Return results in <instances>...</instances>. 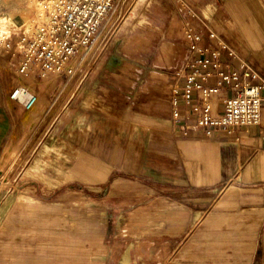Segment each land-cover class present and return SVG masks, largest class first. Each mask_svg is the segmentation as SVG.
I'll use <instances>...</instances> for the list:
<instances>
[{"label": "crops", "instance_id": "crops-1", "mask_svg": "<svg viewBox=\"0 0 264 264\" xmlns=\"http://www.w3.org/2000/svg\"><path fill=\"white\" fill-rule=\"evenodd\" d=\"M196 1L136 5L31 153L33 160L58 148L79 195L124 196L134 207L159 204L162 249L169 255L182 250L197 220L216 206L225 216L264 212V98L260 124L206 135L185 130L201 100L194 93L186 103L182 96L191 74L208 85L230 71L244 80L246 64L264 77V21L252 16L250 28L241 31L242 23L234 25L221 2ZM175 19L202 34L201 51L190 48L184 32L174 33ZM210 31L215 37H208ZM2 82L0 74V148L16 123ZM233 92L222 86L215 105ZM175 97L178 121L172 116Z\"/></svg>", "mask_w": 264, "mask_h": 264}, {"label": "rangeland", "instance_id": "rangeland-1", "mask_svg": "<svg viewBox=\"0 0 264 264\" xmlns=\"http://www.w3.org/2000/svg\"><path fill=\"white\" fill-rule=\"evenodd\" d=\"M141 1L120 0L114 5L89 47L68 61L72 73L25 79L16 71L15 49L7 43L20 29L16 25L29 27L41 18L38 0H0V31L15 26L0 43V74L16 118L12 134L0 148V264H264L260 210L225 216L216 206L197 220L182 250L169 255L162 249L159 204L134 207L137 203L123 201L124 196L77 194L80 187L72 182L66 156L58 148L45 149L31 160L32 150L75 85L102 55L104 42ZM218 2L234 25L242 23L241 31L250 28L252 16L264 21V0ZM173 25L175 34L185 33L180 21L175 19ZM18 82L30 83L37 92L33 108L12 107L8 95Z\"/></svg>", "mask_w": 264, "mask_h": 264}, {"label": "built area", "instance_id": "built-area-1", "mask_svg": "<svg viewBox=\"0 0 264 264\" xmlns=\"http://www.w3.org/2000/svg\"><path fill=\"white\" fill-rule=\"evenodd\" d=\"M118 1L38 0V6H42V11L39 10L41 18L33 20L29 27H20L8 37L7 45L15 49L16 71L25 79H45L51 75L72 73V68H67L68 61L77 51L88 47ZM184 31L190 48L201 51L199 42L202 34L191 26H186ZM208 37H215V32L210 31ZM244 66L243 73L247 77L244 80L239 78L237 71L222 73L221 81L215 85L198 82L192 74L187 76L182 87L184 101L190 103L196 93L201 103L195 121L185 123V130L212 135L261 123L264 77H260L249 65ZM253 78L259 80L253 81ZM225 85L234 92L223 97L221 106L217 107L214 97ZM9 99L15 105L31 109L37 102L38 94L30 83L18 82L9 91ZM172 116L176 121L180 119L176 97L173 99Z\"/></svg>", "mask_w": 264, "mask_h": 264}, {"label": "bare ground", "instance_id": "bare-ground-1", "mask_svg": "<svg viewBox=\"0 0 264 264\" xmlns=\"http://www.w3.org/2000/svg\"><path fill=\"white\" fill-rule=\"evenodd\" d=\"M40 8H41V9H40ZM39 10L42 11V6H41V4L39 5ZM14 27H15V26H13V27H11L10 29H7V30H1V31H0V43L3 42V39H4L5 36H7L8 34H10L11 29L14 28ZM20 27H21V26H17V25H16V29H17V28L19 29ZM18 29H17V30H18ZM13 30H14V29H13ZM89 45H90V44H89ZM89 45H88V47H89Z\"/></svg>", "mask_w": 264, "mask_h": 264}]
</instances>
